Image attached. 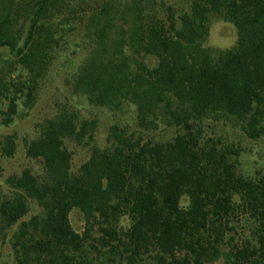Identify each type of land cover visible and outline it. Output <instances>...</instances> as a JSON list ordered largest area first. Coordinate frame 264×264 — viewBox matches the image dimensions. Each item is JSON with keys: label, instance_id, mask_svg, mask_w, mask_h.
I'll use <instances>...</instances> for the list:
<instances>
[{"label": "trees", "instance_id": "trees-1", "mask_svg": "<svg viewBox=\"0 0 264 264\" xmlns=\"http://www.w3.org/2000/svg\"><path fill=\"white\" fill-rule=\"evenodd\" d=\"M213 17L234 26L232 47L204 45ZM0 48V125L32 108L54 61L84 52L71 95L132 106L138 129L112 125L99 147L97 121L67 103L35 125L22 145L39 171L8 176L0 199L14 264H264V172L239 174L240 149L204 135L211 122L264 138V0H0ZM161 127L174 135L155 140ZM70 145L88 152L77 168Z\"/></svg>", "mask_w": 264, "mask_h": 264}, {"label": "rangeland", "instance_id": "rangeland-1", "mask_svg": "<svg viewBox=\"0 0 264 264\" xmlns=\"http://www.w3.org/2000/svg\"><path fill=\"white\" fill-rule=\"evenodd\" d=\"M160 2V0H158ZM165 5H175L186 2V0H163ZM179 7V6H176ZM237 35L234 26L218 17H213L210 22L207 40L204 45L213 49L225 50L232 47ZM69 52V51H68ZM84 52H79L73 56L69 62H64L62 58L52 63L47 78L43 81L36 101L32 108H20L19 114L14 117L12 123L7 126L0 125V142L7 135L14 138L15 153L11 157H3L0 154V199L8 195L5 179L13 174H20L25 168H30L34 172L39 171V164L34 160L25 157L22 140L24 138L33 139L37 134L36 124L50 117L55 111L58 103H67L78 111L81 119L97 121L94 130V142L99 147H104L108 136L109 127L118 125L126 128L128 132L138 131L135 123V113L132 106H126L120 113H113L103 108L89 106L84 98L74 97L68 86L65 84L68 69L78 64L83 59ZM9 58L6 50L0 48V62ZM19 74H22L19 71ZM16 74L11 78L14 79ZM172 129L159 128L150 135L155 140H168L174 135ZM205 136L221 139L226 143H233L240 149V156L237 163V171L243 176H252L256 172H264V138L252 140L245 137L239 130L230 125L222 123H205ZM73 152V167L77 168L88 156L87 149L70 145ZM187 200L182 199L181 204L186 205ZM37 210L31 207L29 217ZM71 223L77 231L81 229V217L76 212L71 214ZM16 226L9 230L0 229V264H14L13 254L10 245V238ZM213 264H224L223 257H220Z\"/></svg>", "mask_w": 264, "mask_h": 264}]
</instances>
